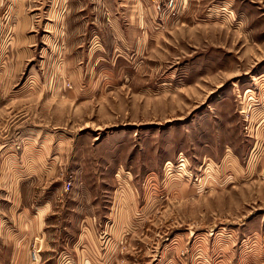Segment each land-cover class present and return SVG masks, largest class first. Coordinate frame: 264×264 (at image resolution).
<instances>
[{"label":"rangeland","instance_id":"374dc122","mask_svg":"<svg viewBox=\"0 0 264 264\" xmlns=\"http://www.w3.org/2000/svg\"><path fill=\"white\" fill-rule=\"evenodd\" d=\"M156 7L153 0H0V103L17 86L67 93L64 107L52 98L51 113L35 106L29 116L30 127L67 136L53 140L67 148L55 165L61 169L34 172L47 184L45 197L59 194L62 206L46 219L53 250L45 257L264 264V0ZM112 23L124 33L159 34L162 56L158 47L139 67L134 53L118 52L109 66L94 65Z\"/></svg>","mask_w":264,"mask_h":264},{"label":"crops","instance_id":"0c3cea01","mask_svg":"<svg viewBox=\"0 0 264 264\" xmlns=\"http://www.w3.org/2000/svg\"><path fill=\"white\" fill-rule=\"evenodd\" d=\"M137 23L138 27L145 25L143 20ZM106 28L108 34L100 36L103 42L100 50L103 52L94 54V65L106 66L104 64L106 60L109 66L112 55L117 56L118 52L130 54L132 52L133 58L139 61L138 66L141 67L142 64L145 65L144 58H147L151 51L158 52V47H161L160 55L163 54V42L162 40L160 42L162 37L159 34H146V31L124 33L117 30L114 24L107 25ZM94 88L95 86L84 88L80 86L81 91ZM64 91L62 86L48 84L17 86L16 93L11 94L10 101L0 103V124L4 123L6 126V132L0 133V264H32L29 252L36 240L40 241L39 246L42 245L37 264H60L58 258L49 260L45 257L48 250H53L51 243L45 240L47 237L49 240L48 234L53 231L50 229L51 225L46 224V219L59 213L55 210V207L59 210L62 207L57 202L59 194L45 197L47 184L36 181L34 172L61 169L55 165L58 163L61 165L62 156L67 154V148L62 147V144L57 146L53 140L62 141L67 139V136L61 131L54 132L50 127L45 128L46 126L42 124L37 129L30 127L29 116L34 112L35 106L51 113L49 103L52 98L59 101L60 108L64 107L62 101L64 105L68 101L67 93ZM34 92L40 93L34 96ZM41 92H44L43 95ZM60 113L62 115V110ZM65 114L66 110H63L64 120ZM59 120H62L61 116ZM5 171L12 172L16 177L5 180L3 178ZM25 172L29 173L22 178ZM56 218L58 224L60 217L57 215ZM54 227H58L55 229L56 233L61 228ZM81 231H84L83 227Z\"/></svg>","mask_w":264,"mask_h":264},{"label":"built area","instance_id":"2783aa9c","mask_svg":"<svg viewBox=\"0 0 264 264\" xmlns=\"http://www.w3.org/2000/svg\"><path fill=\"white\" fill-rule=\"evenodd\" d=\"M155 2L156 11L162 12L163 8L171 11L175 7L176 0H153Z\"/></svg>","mask_w":264,"mask_h":264}]
</instances>
